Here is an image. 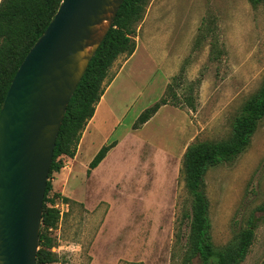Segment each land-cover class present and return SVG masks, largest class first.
<instances>
[{
	"label": "rangeland",
	"instance_id": "374dc122",
	"mask_svg": "<svg viewBox=\"0 0 264 264\" xmlns=\"http://www.w3.org/2000/svg\"><path fill=\"white\" fill-rule=\"evenodd\" d=\"M131 37L141 47L143 58L134 61L141 73L125 104L132 103H123L127 109L108 138V144L124 142L99 170L102 181L94 193L85 190L92 155L76 152L61 157L64 167L50 177L53 203L47 207L60 213L49 227L41 223L39 234L49 239L52 264L202 263L189 250L191 198L182 157L192 143L229 138L244 103L260 89L264 0L255 7L249 0H146ZM164 79L168 108L131 133L136 114L160 97ZM62 172L68 175L59 183ZM205 193L214 247L235 242L254 214L253 243L238 264H264V212L258 211L264 204V118L233 163L207 170Z\"/></svg>",
	"mask_w": 264,
	"mask_h": 264
},
{
	"label": "water",
	"instance_id": "95a60500",
	"mask_svg": "<svg viewBox=\"0 0 264 264\" xmlns=\"http://www.w3.org/2000/svg\"><path fill=\"white\" fill-rule=\"evenodd\" d=\"M124 0H62L0 108V264H36L43 199L67 105Z\"/></svg>",
	"mask_w": 264,
	"mask_h": 264
},
{
	"label": "trees",
	"instance_id": "16d2710c",
	"mask_svg": "<svg viewBox=\"0 0 264 264\" xmlns=\"http://www.w3.org/2000/svg\"><path fill=\"white\" fill-rule=\"evenodd\" d=\"M62 0H0V108L19 65L52 20ZM259 0H249L255 7ZM146 0H124L113 25L90 60L85 73L77 85L64 114L56 139L46 190L43 199L42 225L49 227L58 219L60 211L47 207L53 203L48 199L52 190L50 177L63 167L61 157H73L80 135L94 114V107L104 92V81L112 64L120 56H130L135 45L132 39L133 26L141 17ZM166 91L150 107L141 112L132 129L137 130L148 122L169 101ZM264 118V79L258 92L245 103L235 118L231 136L222 141L196 142L188 145L182 157L181 174L184 186L191 198L190 212L186 215L188 244L193 256L202 263L215 260V264H238L246 256L254 239L255 217L251 214L246 226L238 233L235 242L216 249L211 241V223L208 215V199L205 193V175L209 168L233 163L250 143L258 122ZM115 146H103L88 165L94 169ZM61 203L68 198L56 194ZM264 212V204L258 208ZM36 264H52L48 237L39 234Z\"/></svg>",
	"mask_w": 264,
	"mask_h": 264
},
{
	"label": "crops",
	"instance_id": "0c3cea01",
	"mask_svg": "<svg viewBox=\"0 0 264 264\" xmlns=\"http://www.w3.org/2000/svg\"><path fill=\"white\" fill-rule=\"evenodd\" d=\"M139 48H141L140 45H137L130 56H124L123 57L124 59H122V61L119 60L120 58H122V56H120L112 64L109 70L108 77L104 81L103 95L101 96L100 100L97 102V104L94 107L93 116L88 120L86 126L81 132L76 150L77 155L83 154V157H85V155L91 154L93 159L94 156L103 146L109 145L108 138L112 135V132H114L113 130H116L115 123H118L117 120L119 121L118 125H120V120L119 118H116V116L120 115L121 117L123 115V112L126 111V109L128 108V105L130 106V104L132 103L130 101L129 104H125L132 96L133 88H131L132 87L131 85L133 84V82L139 80L137 79L138 78L137 76L140 75L141 73V72L140 73L137 72V66L134 63L136 58H138L139 56L143 58L142 55H138ZM165 85H166V79L163 80V85L161 86L160 89L161 90L160 97L163 95L164 89L166 88ZM160 97L157 100H159ZM119 101L121 103H118ZM123 103L127 106V108H125L124 110L122 109V106L124 105ZM166 108H168V105L161 107L157 111V114L159 113L160 110L162 109L166 110ZM140 114L141 112L137 113L136 114L137 117ZM103 131H105V134L102 136ZM137 131L138 129L133 130L132 128L130 130V132L133 134H136ZM123 142H124V138H120L117 141L112 142L115 144V146L111 150H109V152L106 154L104 159L94 169L90 170L89 173H87L89 177L85 181V190L88 193L89 192L94 193L96 191V188H94L96 186V181L98 183L102 181V180L100 181L101 178L98 173L99 170L105 164L107 157L110 155L111 151H113L118 146L122 145ZM184 145L185 144H182L179 147V149L183 148ZM89 163L88 164L85 163L86 166H88ZM67 175H68L67 173L62 172L58 182L62 183L63 182L62 180L65 179ZM100 200L103 201L106 199L101 198Z\"/></svg>",
	"mask_w": 264,
	"mask_h": 264
}]
</instances>
